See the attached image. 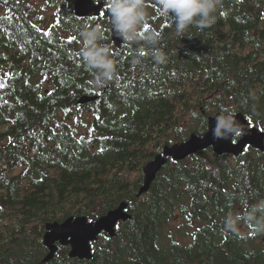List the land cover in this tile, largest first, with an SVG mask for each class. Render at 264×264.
I'll use <instances>...</instances> for the list:
<instances>
[{
	"label": "trees",
	"instance_id": "trees-1",
	"mask_svg": "<svg viewBox=\"0 0 264 264\" xmlns=\"http://www.w3.org/2000/svg\"><path fill=\"white\" fill-rule=\"evenodd\" d=\"M74 2L0 0V264H264V151L171 159L138 196L144 165L203 134L210 115L243 112L264 129V0H221L214 25L182 34L154 25L159 39L129 56L102 27L116 71L99 87L105 70L82 39L99 23ZM84 95L99 98L79 105ZM124 200L131 218L93 259L61 246L42 262L48 223L96 220Z\"/></svg>",
	"mask_w": 264,
	"mask_h": 264
},
{
	"label": "water",
	"instance_id": "water-1",
	"mask_svg": "<svg viewBox=\"0 0 264 264\" xmlns=\"http://www.w3.org/2000/svg\"><path fill=\"white\" fill-rule=\"evenodd\" d=\"M144 3L152 2V0H143ZM91 0H76L75 13L78 16L89 14ZM100 8V7H99ZM114 39L121 42L123 37L115 34ZM135 50H139L134 47ZM96 97L83 96L79 103H88L95 100ZM236 119L244 128V134L235 141V136L227 140H216L213 138L211 129L215 127V117L223 114V112L215 113L209 116V129L204 135L192 134L189 138L181 143L173 145H165L161 153L157 154L152 160L143 167V183L139 189L138 196L146 193L157 178L158 173L167 164L169 159L182 161L204 151L209 147L217 155L233 154L241 155L245 149L250 146L260 151H264V130L257 126H251V122L243 112H235ZM129 207L128 201H122L116 208L108 211L95 221H90L85 215L70 216L63 222H55L47 225V232L44 235V243L49 248L48 255L43 259V263L51 261L57 251L59 244L69 245L71 247L70 256L73 258L93 259L92 244L97 241L102 233H107L111 237L116 234V227L119 222L127 221L131 215L127 211ZM139 264V263H136Z\"/></svg>",
	"mask_w": 264,
	"mask_h": 264
},
{
	"label": "clouds",
	"instance_id": "clouds-1",
	"mask_svg": "<svg viewBox=\"0 0 264 264\" xmlns=\"http://www.w3.org/2000/svg\"><path fill=\"white\" fill-rule=\"evenodd\" d=\"M111 24L115 34L127 41H135L140 37V29L148 15L143 0H107ZM221 0H159L162 12L171 14L175 20L177 34H182L189 26L196 25L199 28H208L217 22L216 12ZM82 39L85 44L83 56L87 62L104 71L105 79L96 78L97 86H102L112 78L116 71L115 62L109 57L108 46L98 45V41L104 39L102 27L97 24L91 28L82 30ZM149 43H155L159 39L158 33H152L146 37ZM158 63H165L163 53L155 56ZM215 127L211 129L213 138L227 140L234 136L244 134V128L236 119L233 110L225 109L223 114L215 117ZM258 207H264L259 205ZM239 219V217H237ZM226 228L236 231V221H230ZM261 230L264 228L261 227Z\"/></svg>",
	"mask_w": 264,
	"mask_h": 264
},
{
	"label": "flooded vegetation",
	"instance_id": "flooded-vegetation-1",
	"mask_svg": "<svg viewBox=\"0 0 264 264\" xmlns=\"http://www.w3.org/2000/svg\"><path fill=\"white\" fill-rule=\"evenodd\" d=\"M100 7V8H99ZM108 3L107 0H92L91 3V8L89 10V14H87L85 17L81 18L78 17L84 21H90V22H98L101 27H103V30H107V34L109 35V39L111 44L113 45V48H115L114 52L117 53V50H123L120 53L117 54H125L129 56L131 52L134 53H139L142 50H135L134 46L140 45V41L144 40L145 37L148 35L150 32L151 28L155 25L157 29H160L161 27H170L173 29L174 33L177 34L176 32V27H175V20L174 17L171 14H167L170 16L172 21L170 20H154V17H157L160 15V5H159V0H153L151 4H145L144 7L148 13L141 29H140V37L135 40V41H127V40H122L121 42H117L114 39V31L112 24H111V18L109 15L108 11ZM186 31V29H185ZM184 31V32H185ZM183 32V33H184ZM124 52V53H123ZM117 54H111V56L117 55Z\"/></svg>",
	"mask_w": 264,
	"mask_h": 264
},
{
	"label": "rangeland",
	"instance_id": "rangeland-1",
	"mask_svg": "<svg viewBox=\"0 0 264 264\" xmlns=\"http://www.w3.org/2000/svg\"><path fill=\"white\" fill-rule=\"evenodd\" d=\"M80 133L86 135L88 133V129L87 128L86 129H81L80 130ZM208 149H211L212 150L211 147H209Z\"/></svg>",
	"mask_w": 264,
	"mask_h": 264
},
{
	"label": "snow or ice",
	"instance_id": "snow-or-ice-1",
	"mask_svg": "<svg viewBox=\"0 0 264 264\" xmlns=\"http://www.w3.org/2000/svg\"><path fill=\"white\" fill-rule=\"evenodd\" d=\"M5 4H7V0H4Z\"/></svg>",
	"mask_w": 264,
	"mask_h": 264
},
{
	"label": "bare ground",
	"instance_id": "bare-ground-1",
	"mask_svg": "<svg viewBox=\"0 0 264 264\" xmlns=\"http://www.w3.org/2000/svg\"><path fill=\"white\" fill-rule=\"evenodd\" d=\"M86 216V215H85Z\"/></svg>",
	"mask_w": 264,
	"mask_h": 264
}]
</instances>
